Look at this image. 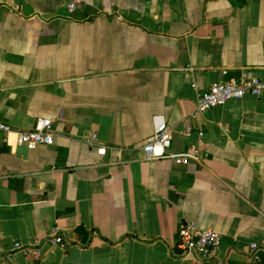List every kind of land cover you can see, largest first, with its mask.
Returning <instances> with one entry per match:
<instances>
[{"label": "crops", "instance_id": "1", "mask_svg": "<svg viewBox=\"0 0 264 264\" xmlns=\"http://www.w3.org/2000/svg\"><path fill=\"white\" fill-rule=\"evenodd\" d=\"M67 2L0 0V120L54 131L0 135L1 264H264V93L197 110L214 83L264 80V0ZM161 121L197 160H144ZM183 223L220 233L214 257L183 253Z\"/></svg>", "mask_w": 264, "mask_h": 264}, {"label": "built area", "instance_id": "2", "mask_svg": "<svg viewBox=\"0 0 264 264\" xmlns=\"http://www.w3.org/2000/svg\"><path fill=\"white\" fill-rule=\"evenodd\" d=\"M83 2L84 0H68V13H74ZM262 93H264V80L259 78L220 81L212 84L207 91L199 96L197 110L206 111L222 107L229 101L241 100L248 95L259 96ZM11 133L16 135L18 146L28 147L29 149L54 143L53 122L51 119H39L36 128L32 131H15L8 124L0 120V135H9ZM172 141L173 129L165 121L157 123L152 139L142 147L144 160L171 159L178 165H184L191 160L199 158L200 151L197 148H190L181 154L169 153ZM106 153L107 149L105 147L99 150V154L102 156H105ZM178 238V247L183 253L195 255L201 259L214 257L216 250L221 244L220 233L214 230L201 229L194 223H183L180 226ZM46 242L51 246L60 247H64L66 244L57 228L52 229ZM42 244L41 238H36L29 244L15 242L13 252L22 253L25 256L40 255L42 253ZM249 248L252 254L257 252L264 253V238L252 242ZM2 261L3 257L0 255V264ZM218 264L225 263L219 262Z\"/></svg>", "mask_w": 264, "mask_h": 264}]
</instances>
